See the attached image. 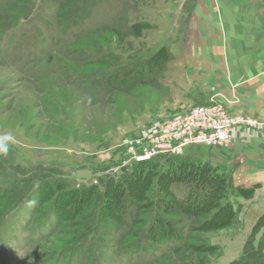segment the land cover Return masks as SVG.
<instances>
[{
  "label": "rangeland",
  "instance_id": "obj_1",
  "mask_svg": "<svg viewBox=\"0 0 264 264\" xmlns=\"http://www.w3.org/2000/svg\"><path fill=\"white\" fill-rule=\"evenodd\" d=\"M59 1L66 3L60 11ZM177 1L0 0V139L11 137L4 141L7 153H0V264H233L245 248H264L261 184L240 174L248 185L235 181L211 160L210 147L178 151V139H166L179 134L178 122L201 107L220 106L255 123L233 135L264 131V115L222 101L221 91L206 83L209 70L187 77L184 71L197 64L174 60L179 50L172 40L183 37L185 29ZM162 46L167 52L154 57ZM199 90L214 91L207 103L192 99ZM158 139L160 148L153 144ZM164 142L171 147L163 150ZM184 161L208 163L206 174L201 171L208 180L216 171L226 176V186L233 183L227 188L235 211L230 225L206 229L201 223L207 216H202L210 214H200L196 222L177 206L165 213L159 200L164 194L157 188L161 175L166 173L163 181H170L179 196L193 182L182 173L172 177L163 165L169 169ZM111 182L121 188L109 193ZM135 184L144 190L133 196ZM68 188H91L84 206L92 199L88 216L93 211L97 216L90 221L95 234L89 249L81 243L84 248L75 253L63 249L78 243L74 237L87 226L78 225L85 216L79 211L75 219L50 220L53 202L62 195L57 189ZM118 207L123 218L110 211ZM135 209L144 222L131 227ZM155 211L183 228L187 246L158 258L125 252L157 235V221L148 226Z\"/></svg>",
  "mask_w": 264,
  "mask_h": 264
},
{
  "label": "crops",
  "instance_id": "obj_2",
  "mask_svg": "<svg viewBox=\"0 0 264 264\" xmlns=\"http://www.w3.org/2000/svg\"><path fill=\"white\" fill-rule=\"evenodd\" d=\"M189 1H177L178 20L183 18L185 29L183 37L172 40L179 50L174 60L197 64L184 71L187 77L209 70L206 83L221 91L229 108L264 115V0H193L188 9ZM185 49L187 53L182 54ZM211 92L199 90L191 96L207 103ZM233 140L223 147H210L211 160L243 185L248 184L238 174L255 178L263 193L264 131H240Z\"/></svg>",
  "mask_w": 264,
  "mask_h": 264
},
{
  "label": "trees",
  "instance_id": "obj_3",
  "mask_svg": "<svg viewBox=\"0 0 264 264\" xmlns=\"http://www.w3.org/2000/svg\"><path fill=\"white\" fill-rule=\"evenodd\" d=\"M63 1L58 2V10L62 9V5L64 6ZM78 7V6H77ZM79 8V7H78ZM77 9V8H76ZM167 47L162 46L160 48V51L155 52L154 57L160 56L162 53L167 52ZM144 64L149 63V61L142 62ZM188 168H186L185 166ZM165 166L164 170H171V176L175 177V174H178V177H180L181 173L183 174L184 178H187L190 176V180H192V186H188V193H185V196H179L175 190L174 187L170 184V181L165 180L166 173H163L161 177L158 179V190L164 194V197H160V201H162L163 210L168 213H171L172 207L171 206H177L180 207L186 214L191 215L194 217L197 221H200L199 215L203 213H208L210 215H203L202 217H206L204 221L201 223L202 227H205L206 229L214 228V227H222V226H228L232 222L235 211L234 206L230 201L229 198V190L227 188H234L233 183H229V186H226L224 184L225 181H227L225 175H221L214 171L212 174L213 176L209 178V180L205 177L202 172H206L210 166L208 163H193L191 161H184L183 163H180L178 167H171L169 166V169ZM187 170V171H186ZM193 173L194 175H192ZM206 174V173H205ZM169 175V173H168ZM189 180V181H190ZM162 183H160V182ZM47 184V183H46ZM114 187L115 190H118L121 188L120 183L118 182H111L109 186V193L111 188ZM151 189V184L147 185L145 187V191H149ZM83 190V191H82ZM82 190L78 189H65L61 192V190L57 189L56 195L61 196L56 199V202H53L52 210L55 212L51 217L50 220L54 219L55 223H57V219L59 220V223H62L64 221H68L70 218H76L77 212L81 211L82 216L84 215L83 221L78 224L79 226H83L84 224H87L86 227L83 228V234L80 233V235L75 234L76 240L78 243H69L66 242L64 244H68L66 248L63 249V252H67L69 250V253L78 252L81 250L82 245L81 243H87V249H89V244L91 243L89 241L90 237H92L95 234V230L90 229V221L93 220V217L97 219V216L95 215L94 211L92 212L94 216L91 214L88 216L90 207L92 204V199L88 203V205L85 207L84 203H87V200L89 199L91 195V188H84ZM143 187L139 186L138 184H135L133 187V190H131V195H139L141 192H143ZM107 191V190H106ZM86 196V198H85ZM147 197V195H143L140 201H142V206L145 207L146 203H143V198ZM159 197V196H158ZM62 201V204H61ZM67 201H73V204L67 203ZM97 201V200H95ZM173 201L175 204H173ZM96 204H99L96 202ZM108 204V203H107ZM131 204L135 205V207L139 208L137 205V202H135L131 198ZM83 207H85L83 210H81ZM124 212L125 210L122 206H120ZM105 205L103 206V212L105 209ZM112 211L115 218H123V213H119V207L117 209H110ZM171 211V212H170ZM91 213V212H90ZM164 213V214H165ZM108 217L111 215L109 213H106ZM154 216H152L148 223V226H151V222H155L157 226H155L157 230V235L148 236L147 238H143V242H136L134 245L126 247V251L128 254L131 253H138L143 252L146 254H151V256L158 258L162 253L164 254L166 250H176L181 247L187 246V243L189 241V236L185 235V232L183 228H179L174 222L170 219H166V216L162 218V214L155 211ZM131 227L138 222L139 224L144 222L143 216L141 214L139 215L137 210L135 209L131 213ZM112 217V216H111ZM66 219V220H65ZM107 218H103L102 221H105ZM49 220V222H50ZM48 221L45 222V224L49 223ZM195 222V223H196ZM77 225V226H78ZM126 225V224H125ZM142 226V225H141ZM194 226H192L193 228ZM182 229V230H181ZM137 232V230L135 231ZM79 236V237H78ZM150 240V241H149ZM81 241V242H80ZM157 243V244H155ZM73 244V245H72ZM253 244V243H252ZM72 245V246H71ZM3 263V262H2ZM1 263V264H2ZM54 264H59L58 262H55ZM63 264V263H60ZM233 264H264V248L262 246L260 247H253L249 250H246L243 252L242 256L236 260Z\"/></svg>",
  "mask_w": 264,
  "mask_h": 264
},
{
  "label": "built area",
  "instance_id": "obj_4",
  "mask_svg": "<svg viewBox=\"0 0 264 264\" xmlns=\"http://www.w3.org/2000/svg\"><path fill=\"white\" fill-rule=\"evenodd\" d=\"M178 124L181 132L177 133V135L166 137V139H178L175 147L180 151L186 146H225L233 140V134L237 129L243 125L253 126L255 123L242 117L230 116L220 106H214L212 108H197L185 121H179ZM160 142H163V140H154L153 144L155 147L160 148ZM164 145L168 146L162 147L163 150L171 147L172 143L167 144L164 142ZM150 156L145 158L149 159Z\"/></svg>",
  "mask_w": 264,
  "mask_h": 264
},
{
  "label": "clouds",
  "instance_id": "obj_5",
  "mask_svg": "<svg viewBox=\"0 0 264 264\" xmlns=\"http://www.w3.org/2000/svg\"><path fill=\"white\" fill-rule=\"evenodd\" d=\"M11 140V137H4L0 139V153H7L8 151V146L7 143H4V141H9Z\"/></svg>",
  "mask_w": 264,
  "mask_h": 264
}]
</instances>
